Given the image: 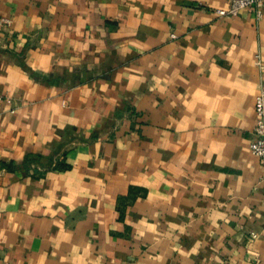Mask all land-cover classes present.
I'll list each match as a JSON object with an SVG mask.
<instances>
[{
  "label": "crops",
  "instance_id": "obj_1",
  "mask_svg": "<svg viewBox=\"0 0 264 264\" xmlns=\"http://www.w3.org/2000/svg\"><path fill=\"white\" fill-rule=\"evenodd\" d=\"M229 2L0 0V264H264V4Z\"/></svg>",
  "mask_w": 264,
  "mask_h": 264
},
{
  "label": "built area",
  "instance_id": "obj_2",
  "mask_svg": "<svg viewBox=\"0 0 264 264\" xmlns=\"http://www.w3.org/2000/svg\"><path fill=\"white\" fill-rule=\"evenodd\" d=\"M264 0H230L229 4L222 8H217L219 16H235L242 10L247 9L255 13L257 18L262 16V6ZM12 23L11 18L0 15V39L5 29ZM255 124L254 132L256 138L249 144L251 153L256 156L264 168V87L254 97Z\"/></svg>",
  "mask_w": 264,
  "mask_h": 264
}]
</instances>
